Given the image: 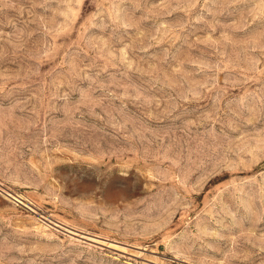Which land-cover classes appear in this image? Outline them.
Instances as JSON below:
<instances>
[{
	"label": "rangeland",
	"instance_id": "374dc122",
	"mask_svg": "<svg viewBox=\"0 0 264 264\" xmlns=\"http://www.w3.org/2000/svg\"><path fill=\"white\" fill-rule=\"evenodd\" d=\"M0 264H264V0H0Z\"/></svg>",
	"mask_w": 264,
	"mask_h": 264
}]
</instances>
